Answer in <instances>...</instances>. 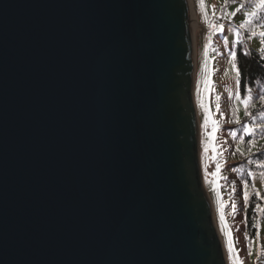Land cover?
Masks as SVG:
<instances>
[{
  "label": "water",
  "instance_id": "obj_1",
  "mask_svg": "<svg viewBox=\"0 0 264 264\" xmlns=\"http://www.w3.org/2000/svg\"><path fill=\"white\" fill-rule=\"evenodd\" d=\"M194 76L188 0H0V264H227Z\"/></svg>",
  "mask_w": 264,
  "mask_h": 264
},
{
  "label": "rangeland",
  "instance_id": "obj_2",
  "mask_svg": "<svg viewBox=\"0 0 264 264\" xmlns=\"http://www.w3.org/2000/svg\"><path fill=\"white\" fill-rule=\"evenodd\" d=\"M190 1L195 41L193 96L200 125L202 181L212 202L214 220L227 264H234L228 248L229 233L243 264H264V224L257 238L248 237L242 195L234 189L231 175L224 173L234 144L232 141L237 137L245 112V98L239 92L237 74L232 66V53H235L245 22L251 18L247 13L256 10L258 0H203V7L201 0ZM221 24L224 26L223 31L213 27ZM250 42L257 49L262 48L260 38L252 36ZM232 116L239 123H233Z\"/></svg>",
  "mask_w": 264,
  "mask_h": 264
},
{
  "label": "trees",
  "instance_id": "obj_3",
  "mask_svg": "<svg viewBox=\"0 0 264 264\" xmlns=\"http://www.w3.org/2000/svg\"><path fill=\"white\" fill-rule=\"evenodd\" d=\"M255 11L257 15L250 18V23L245 22V29H240V38L235 48V62L240 70L239 92L243 98L250 99L224 168V173L232 177L234 189L242 195L245 230L250 239L259 236L264 224V211L256 207L259 205L260 209H264V100L261 99L264 97V36L259 35L264 32V10ZM253 32L256 35H252ZM252 36L262 40L261 49L250 42ZM248 89H251L250 93ZM235 121L232 116V122ZM245 126L255 130L246 135L243 130ZM245 191L248 193L247 200L244 197Z\"/></svg>",
  "mask_w": 264,
  "mask_h": 264
},
{
  "label": "snow or ice",
  "instance_id": "obj_4",
  "mask_svg": "<svg viewBox=\"0 0 264 264\" xmlns=\"http://www.w3.org/2000/svg\"><path fill=\"white\" fill-rule=\"evenodd\" d=\"M201 6L203 7V0H201ZM241 7H243V5H241ZM255 8L256 9H260V10H264V0H258V2L255 4ZM240 9H237V11H239ZM232 15H234V13H232ZM247 15L249 17H254L257 15V12L256 11H250L247 13ZM251 21H246V23H250ZM243 26V25H242ZM213 27H216V30L217 31H223V28L224 26L221 24L219 26H216V25H213ZM239 35V34H237ZM252 35H256L255 32L252 33ZM259 35L261 36H264V32H260ZM236 54L233 52L232 53V66L233 68L235 69L236 71V74H237V84H239V76H240V70L239 68L236 66ZM248 92L250 93L251 92V89H248ZM249 99H245L244 100V103H245V107L247 108L248 106V102H249ZM262 100H264V97H261ZM247 115H251L250 113H246ZM233 115H235V110L233 111ZM237 123H239V120L237 119L236 121ZM205 123L207 124V121H205ZM213 123L215 124V121H213ZM244 133L246 135H250L255 129L251 126H245L244 127ZM239 150V149H237ZM217 171H219V165L217 166ZM247 185H245L246 187ZM244 197H245V200H247L248 198V193L247 191H245L244 193ZM257 209L258 210H261V211H264V209H260V206L259 205H256ZM228 248H229V252L232 253V257H233V260H234V264H243V261L239 259V256H238V253L236 252L235 248H234V244H233V241L231 239V234L229 233V244H228Z\"/></svg>",
  "mask_w": 264,
  "mask_h": 264
},
{
  "label": "bare ground",
  "instance_id": "obj_5",
  "mask_svg": "<svg viewBox=\"0 0 264 264\" xmlns=\"http://www.w3.org/2000/svg\"><path fill=\"white\" fill-rule=\"evenodd\" d=\"M188 5H189V10L190 13L193 14V7H192V2L190 0H188ZM192 16V24H193V15H190V17ZM193 41H194V37H193ZM194 45H195V41H194Z\"/></svg>",
  "mask_w": 264,
  "mask_h": 264
}]
</instances>
